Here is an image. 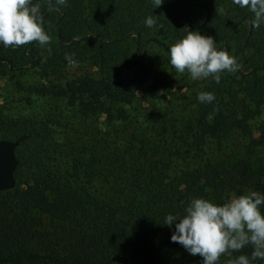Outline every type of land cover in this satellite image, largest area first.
Here are the masks:
<instances>
[{
    "label": "trees",
    "instance_id": "16d2710c",
    "mask_svg": "<svg viewBox=\"0 0 264 264\" xmlns=\"http://www.w3.org/2000/svg\"><path fill=\"white\" fill-rule=\"evenodd\" d=\"M37 2L51 52L0 45V78L36 71L29 91L54 107L66 101L77 121L65 122V136L51 124L58 116L0 109V140L17 142L14 188L0 191V264H200L170 242L164 217L193 197L264 194V24L253 28L232 0L156 9L151 0H68L52 11ZM184 27L212 36L240 67L180 99L164 94V71ZM200 91L215 100L198 102Z\"/></svg>",
    "mask_w": 264,
    "mask_h": 264
},
{
    "label": "clouds",
    "instance_id": "9594fccd",
    "mask_svg": "<svg viewBox=\"0 0 264 264\" xmlns=\"http://www.w3.org/2000/svg\"><path fill=\"white\" fill-rule=\"evenodd\" d=\"M158 8L163 0H151ZM68 0H47L49 11L59 10ZM240 8L252 13L253 28L264 24V0H232ZM222 11V10H221ZM158 16H147L143 23L152 28ZM41 4L33 0H0V45L16 48L36 42L42 49L51 52V38L44 30ZM168 61L178 73H185L192 80L211 77L220 82L221 73H234L240 65L236 58L225 50H218L212 36L202 35L199 30L183 28V33L167 49ZM65 59L73 63L70 54ZM196 99L211 103L215 95L200 91ZM264 194L250 191L233 195L223 202H213L205 197H193L184 204L182 211L168 213L164 226L171 232L170 242L181 245L190 256H199L200 264H219L220 257H229L227 264H255L264 261ZM251 247L250 254L241 253Z\"/></svg>",
    "mask_w": 264,
    "mask_h": 264
},
{
    "label": "rangeland",
    "instance_id": "374dc122",
    "mask_svg": "<svg viewBox=\"0 0 264 264\" xmlns=\"http://www.w3.org/2000/svg\"><path fill=\"white\" fill-rule=\"evenodd\" d=\"M235 40L238 41V37ZM164 74L168 81V87L164 91L167 96L176 94L178 98L182 99L184 95H188L189 87L198 82V80H192L187 72L178 73L172 67L167 68ZM37 75L36 71H29L23 75L8 73L5 77L0 78V109L4 114L13 117L43 119L49 114H52L53 117L58 116L59 121L51 120V124L56 130L68 136L65 122L76 120L75 115L63 110L66 101H58L54 107L46 97L29 91L28 85L38 83L40 80ZM95 124L96 122L93 123V128ZM260 210L264 212V207H260Z\"/></svg>",
    "mask_w": 264,
    "mask_h": 264
},
{
    "label": "water",
    "instance_id": "95a60500",
    "mask_svg": "<svg viewBox=\"0 0 264 264\" xmlns=\"http://www.w3.org/2000/svg\"><path fill=\"white\" fill-rule=\"evenodd\" d=\"M16 147L17 142L0 140V191L14 188V172L17 167Z\"/></svg>",
    "mask_w": 264,
    "mask_h": 264
}]
</instances>
